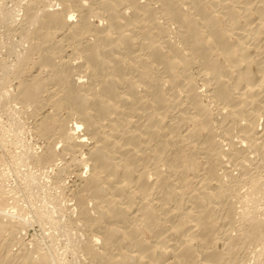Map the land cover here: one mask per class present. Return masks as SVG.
Wrapping results in <instances>:
<instances>
[{
	"label": "bare ground",
	"instance_id": "obj_1",
	"mask_svg": "<svg viewBox=\"0 0 264 264\" xmlns=\"http://www.w3.org/2000/svg\"><path fill=\"white\" fill-rule=\"evenodd\" d=\"M55 1L23 9L36 41L9 70L10 100L49 111L34 165L60 161L56 179L79 181L67 196L77 263L244 264L264 222L232 235L231 191L255 187L264 162V0ZM34 54L45 74L27 81ZM3 198L0 264H56L26 247Z\"/></svg>",
	"mask_w": 264,
	"mask_h": 264
},
{
	"label": "rangeland",
	"instance_id": "obj_2",
	"mask_svg": "<svg viewBox=\"0 0 264 264\" xmlns=\"http://www.w3.org/2000/svg\"><path fill=\"white\" fill-rule=\"evenodd\" d=\"M32 1L34 0H0V199L4 197L3 200L7 202H5V205L8 206V209H12V211L14 210L13 217H15L12 218V221L21 220L22 224L25 222L24 231L20 230V236L18 235V237L24 241L23 243L27 245L26 247L28 249L36 248L35 250L38 249L37 251L40 253L49 254L53 260L57 262L56 264H78L79 262L75 256V251L79 245L77 240L79 239V237H77L79 235L77 234L78 232L76 231L75 225H73L74 223L72 222L73 220L71 219L73 212L69 211L71 210L69 207L71 202H68L69 200H67V196L69 194V190H73L79 185V181H76V179L72 176H61V179L57 180L60 176L58 168L61 169L62 167V162L60 161L55 162L57 170L55 167L46 168L38 164L37 166L36 164L34 165L35 162L33 159L36 155L40 154V150L43 151L44 147L47 146L46 142L48 141L43 136H38L36 134L35 127L39 120L47 115L49 111L47 108H44V111L41 110L42 112L40 111V115H38L39 117L36 116V118H38L36 119L35 116L30 114L32 113L31 110H33L32 106H25L24 109V106H20V104H17L16 102L14 104L13 99L12 101L10 100L13 98V95L16 94L17 90V82L12 81L15 79H13L12 75L14 73L11 71L12 69L14 71L16 70V62L18 63L19 56H21L26 49L29 48L30 44H34L36 41L35 39H32L34 36H31V34L34 35L36 30V28H32L36 27V25L32 23V26H30L31 22L29 24V21L27 22V19L23 18L25 17V14H23L25 13L24 10L29 5L28 3ZM37 1L43 2V5L42 3H39L40 6L39 4L37 5L39 7L36 8L39 10L41 9V6L47 5V1H49V7L53 5L54 9L57 8V6H55V0ZM3 19H5V22ZM22 19H24V21ZM23 23H26L29 28H27L26 24L24 25ZM11 24L13 25L12 27ZM20 24H23L24 26H20ZM163 25L164 24H162V26ZM25 26L26 28H24ZM163 27L165 28L167 26L164 25ZM27 29L31 32V34H29V31V33L26 32ZM23 30L26 32V35ZM27 36L29 37V41ZM36 55L37 54L32 55V59L30 58V60L33 61L29 60L28 63H26L27 67L25 64V73L27 72V75L25 74V77L23 76L24 80L28 79L27 81H29L36 75L44 76L43 74H45V70H43V68H40L41 72H39L38 66H35L37 70L35 68L33 70L31 67L38 61V55ZM28 64L31 66H28ZM29 70L33 71L30 72ZM197 78L198 77H193V83L198 90L202 91L203 88L201 87V80L200 78ZM202 105L207 108L211 114H215L216 110H213L215 106L208 100V98L202 99ZM75 119L76 117H73V121H75ZM73 121H70V125ZM31 157L34 158L32 159ZM257 161L259 162V159H257ZM257 161L256 163H258ZM258 166L259 167L254 169L255 171H252V178H255L254 180L256 181V184L254 186L256 188L253 187L250 180H248L245 183H240V187L238 185L233 191H231V197L234 200L233 202L231 199V202L234 203L235 214L238 212L236 214V220L238 221H236L233 225L232 235L237 233V229L240 230L242 227H245L251 217H258L257 219L264 222V162H259ZM80 171L81 174L83 173L84 175V170L81 169ZM232 173H234L233 176H235L236 172ZM225 181L227 183V180H224V182ZM2 192L3 195L1 194ZM263 232L259 245L256 248L255 245L254 247L252 246L253 249L250 247L244 258H241L240 263L264 264ZM18 245L19 244H14V242L10 245L12 247L14 246L13 248H9L10 250L12 249L11 253L17 252L18 248H20V245L19 247Z\"/></svg>",
	"mask_w": 264,
	"mask_h": 264
}]
</instances>
